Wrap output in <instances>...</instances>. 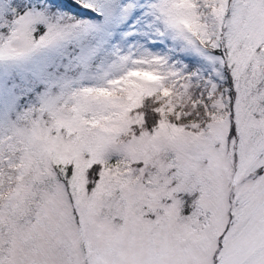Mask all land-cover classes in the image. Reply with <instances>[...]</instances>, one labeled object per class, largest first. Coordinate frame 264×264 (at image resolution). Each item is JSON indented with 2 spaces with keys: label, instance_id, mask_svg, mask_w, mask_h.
I'll return each mask as SVG.
<instances>
[{
  "label": "snow or ice",
  "instance_id": "snow-or-ice-1",
  "mask_svg": "<svg viewBox=\"0 0 264 264\" xmlns=\"http://www.w3.org/2000/svg\"><path fill=\"white\" fill-rule=\"evenodd\" d=\"M0 264H264V0H0Z\"/></svg>",
  "mask_w": 264,
  "mask_h": 264
}]
</instances>
